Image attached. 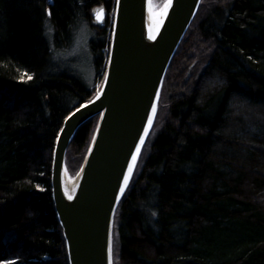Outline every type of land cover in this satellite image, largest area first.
Masks as SVG:
<instances>
[{
    "label": "trees",
    "instance_id": "1",
    "mask_svg": "<svg viewBox=\"0 0 264 264\" xmlns=\"http://www.w3.org/2000/svg\"><path fill=\"white\" fill-rule=\"evenodd\" d=\"M101 6L112 14L115 0H0V264H68L52 155L64 120L102 86L112 22L89 43L93 85L54 48H69L82 22L94 27ZM98 120L67 149L71 177ZM113 261L264 264V0H202L116 211Z\"/></svg>",
    "mask_w": 264,
    "mask_h": 264
},
{
    "label": "water",
    "instance_id": "2",
    "mask_svg": "<svg viewBox=\"0 0 264 264\" xmlns=\"http://www.w3.org/2000/svg\"><path fill=\"white\" fill-rule=\"evenodd\" d=\"M152 2L115 1L102 86L64 120L55 141L51 195L68 264H114L116 211L154 128L167 71L202 0H165L155 26L149 21ZM107 15L103 6L93 9V25L104 29ZM97 116L84 163L71 177L65 163L67 149L78 129Z\"/></svg>",
    "mask_w": 264,
    "mask_h": 264
},
{
    "label": "rangeland",
    "instance_id": "3",
    "mask_svg": "<svg viewBox=\"0 0 264 264\" xmlns=\"http://www.w3.org/2000/svg\"><path fill=\"white\" fill-rule=\"evenodd\" d=\"M158 1H161V0H158ZM158 1L155 2V0H153V5L160 6ZM114 15H115V7H114V12H112V14L107 15V20L109 21V23L112 22V25L114 23ZM107 20H106V24H107ZM95 28H96L95 26L92 27L91 24L89 23L86 24L82 22L74 30L72 42L69 48L65 50H56L54 48V58L61 63L63 62L62 63L63 65L66 64L68 67L72 68L88 84H91V85L94 84L95 80H94V72H93L94 69H93V62H92V54L90 52L89 43L96 33ZM47 30H48L47 32L49 33V35H51L50 27L47 26ZM159 106H160V102H159ZM159 106H158V112H159ZM158 112H157V117H158ZM157 117H156V120H157ZM140 161H141V157L136 167L134 176L136 175L138 171ZM67 171H68V168H67Z\"/></svg>",
    "mask_w": 264,
    "mask_h": 264
},
{
    "label": "bare ground",
    "instance_id": "4",
    "mask_svg": "<svg viewBox=\"0 0 264 264\" xmlns=\"http://www.w3.org/2000/svg\"><path fill=\"white\" fill-rule=\"evenodd\" d=\"M161 11H162V6H157V5L155 6V5H153V2H152V6H151V9H150V12H149V21H150V24L152 26H155V25H157L159 23V21H160V19L162 17V12Z\"/></svg>",
    "mask_w": 264,
    "mask_h": 264
},
{
    "label": "snow or ice",
    "instance_id": "5",
    "mask_svg": "<svg viewBox=\"0 0 264 264\" xmlns=\"http://www.w3.org/2000/svg\"><path fill=\"white\" fill-rule=\"evenodd\" d=\"M169 6H170V3H169ZM166 12H167V8L165 9V14H166ZM25 75H26V74H25ZM27 78H28V79H31L30 76H28ZM153 112H155V109H153ZM149 124H151V120H149ZM135 159H136V158L133 157V161H135ZM129 172H131V169H129ZM127 183H128V179L125 178V185H127ZM121 193H122V190H121ZM68 198H69V199H72L71 196H69ZM7 264H14V261H8Z\"/></svg>",
    "mask_w": 264,
    "mask_h": 264
}]
</instances>
